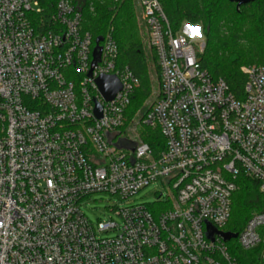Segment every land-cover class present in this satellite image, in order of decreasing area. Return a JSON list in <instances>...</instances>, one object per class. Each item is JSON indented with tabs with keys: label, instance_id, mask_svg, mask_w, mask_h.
I'll return each instance as SVG.
<instances>
[{
	"label": "built area",
	"instance_id": "built-area-1",
	"mask_svg": "<svg viewBox=\"0 0 264 264\" xmlns=\"http://www.w3.org/2000/svg\"><path fill=\"white\" fill-rule=\"evenodd\" d=\"M138 5L160 90L127 122L139 81L118 66L111 35L92 70L96 45L70 0L49 16L40 0H0V264H264V209L235 238L222 235L240 176L264 196V65L243 69L237 100L201 67L205 40L174 32L159 0ZM102 75L122 85L110 102ZM137 126L161 132L158 156ZM157 182L171 190L165 201L113 207L97 225L82 211L92 195L129 201Z\"/></svg>",
	"mask_w": 264,
	"mask_h": 264
},
{
	"label": "trees",
	"instance_id": "trees-1",
	"mask_svg": "<svg viewBox=\"0 0 264 264\" xmlns=\"http://www.w3.org/2000/svg\"><path fill=\"white\" fill-rule=\"evenodd\" d=\"M61 0H40L43 14L52 15ZM82 14V30L89 33L96 45L108 36L118 46V66L128 67L139 86L131 97L126 111L127 122L138 112L144 115L150 107L146 101L153 93L149 65L154 63L160 90V68L156 51L149 57L139 35L135 0H70ZM174 32L185 19L202 20L205 26L206 49L201 67L213 79H222L237 100H244L247 76L245 66L264 65V0L242 6L229 0H159ZM144 142L150 145L155 156L165 148V140L158 129L143 128ZM237 191L232 198L230 220L226 233L238 235L249 219L264 209V196L259 184L242 175L237 181ZM259 247L249 251L252 255ZM238 251V247L236 248ZM240 255V252L238 253ZM241 260V259H240Z\"/></svg>",
	"mask_w": 264,
	"mask_h": 264
},
{
	"label": "rangeland",
	"instance_id": "rangeland-1",
	"mask_svg": "<svg viewBox=\"0 0 264 264\" xmlns=\"http://www.w3.org/2000/svg\"><path fill=\"white\" fill-rule=\"evenodd\" d=\"M135 7H136L139 35L141 37V41L149 57H151L152 53L150 54V51H152V48L149 45V37L142 21V15H141L140 7L138 5V0H135ZM245 67L242 68V71ZM149 70L151 75V81L153 83V93L151 98H149L145 103V106L147 107H151L152 104H154L159 94L158 75L155 72V66L152 61L149 65ZM142 130H143L142 127L137 126L138 135L142 133ZM160 194H163L162 200L165 201L168 198V196L171 195V190L167 186L163 185L161 182H157L144 188L129 201H120L117 197H113L105 193H99L85 199L81 205L82 206L81 208L82 211L85 213V215L92 222V224L97 225L99 221L107 220L109 217H113V213L110 212V209L113 207L124 208L127 206H136V205H153L156 199L160 196ZM262 233L264 235V230L262 231ZM100 236L111 237L114 236V234L113 233L102 234ZM227 246L230 249L231 253L238 254V251L236 249L238 247V243L236 240H231L230 242L227 243Z\"/></svg>",
	"mask_w": 264,
	"mask_h": 264
},
{
	"label": "water",
	"instance_id": "water-1",
	"mask_svg": "<svg viewBox=\"0 0 264 264\" xmlns=\"http://www.w3.org/2000/svg\"><path fill=\"white\" fill-rule=\"evenodd\" d=\"M255 1L256 0H229L230 3L236 4L237 10H239V8L242 6L248 5L250 3H254ZM101 41L102 39H98L96 42V47L93 52L94 59H93V64H92V70L101 60V53H102V48L100 46ZM91 72L89 73L90 77L92 75ZM96 84H97L100 94L103 96V98L107 102L112 101L117 95V93L122 90V85L119 79L114 75H102L96 79ZM94 112L97 118H101L102 107L98 103L96 104ZM209 232L211 236L215 233V231L211 229L209 230ZM222 235L226 241L232 238H235L237 236V235H232L229 233H223Z\"/></svg>",
	"mask_w": 264,
	"mask_h": 264
},
{
	"label": "clouds",
	"instance_id": "clouds-1",
	"mask_svg": "<svg viewBox=\"0 0 264 264\" xmlns=\"http://www.w3.org/2000/svg\"><path fill=\"white\" fill-rule=\"evenodd\" d=\"M184 39L192 43L203 42L205 37V26L202 20L185 19L182 22Z\"/></svg>",
	"mask_w": 264,
	"mask_h": 264
}]
</instances>
